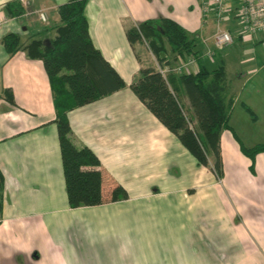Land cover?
I'll return each mask as SVG.
<instances>
[{
	"label": "crops",
	"instance_id": "crops-1",
	"mask_svg": "<svg viewBox=\"0 0 264 264\" xmlns=\"http://www.w3.org/2000/svg\"><path fill=\"white\" fill-rule=\"evenodd\" d=\"M10 1L0 0V264H264V152L251 170L232 132L223 129L218 178L129 88L141 67L158 62L151 63L144 40L130 43L127 27L168 17L196 42L211 40L216 23L212 16L203 21L201 0H87L90 36L126 86L69 111L71 136L98 156L103 197L121 184L128 198L75 208L67 201L42 61L24 49L10 54L2 43L9 32L22 43L48 41L59 22L57 7L68 0H16L24 7L19 18L6 13ZM234 23L222 26L235 35ZM221 50L215 51L224 64ZM200 53L208 67L209 57ZM173 56L175 64L188 57ZM193 66L183 71L195 72Z\"/></svg>",
	"mask_w": 264,
	"mask_h": 264
},
{
	"label": "trees",
	"instance_id": "trees-1",
	"mask_svg": "<svg viewBox=\"0 0 264 264\" xmlns=\"http://www.w3.org/2000/svg\"><path fill=\"white\" fill-rule=\"evenodd\" d=\"M87 0H68L57 7L59 22L55 35L48 41L31 39L22 43L18 33L2 37L6 52L24 49L31 58H39L46 72L55 109L56 124L68 205L71 208L93 206L128 198L127 190L115 184L109 196L102 195V170L96 153L88 146H76L71 136L68 113L126 86L125 81L104 58L94 44L84 14ZM6 13L19 18L24 7L16 0L5 4ZM131 44L144 40L160 65H170L171 55L196 60L195 72H168L163 76L156 67H141L129 88L146 108L174 135L197 160L208 166V154L213 157V170L222 173L220 134L232 132L241 152L250 159V169L256 154L264 152V142L245 146L229 125L230 111L235 102L228 91L224 64L208 68L196 49V37L177 21L168 17L149 18L127 27ZM173 58H176L173 56ZM185 96L188 106L182 97ZM241 108L251 121L255 111L244 101ZM1 179V176H0Z\"/></svg>",
	"mask_w": 264,
	"mask_h": 264
},
{
	"label": "rangeland",
	"instance_id": "rangeland-1",
	"mask_svg": "<svg viewBox=\"0 0 264 264\" xmlns=\"http://www.w3.org/2000/svg\"><path fill=\"white\" fill-rule=\"evenodd\" d=\"M261 35L263 36L257 38L259 39L256 41L257 43L252 44L251 40H249L246 43L242 42L239 44L234 39L233 43L225 46L222 50L219 49L221 53L225 52L227 54L224 66L226 64L228 91H232L235 96V102L230 111L229 125L234 129L245 146H253L256 143L264 142V33H261ZM237 37L239 36L236 34ZM212 43V39L205 42L198 40L196 49L203 52L207 47H212ZM214 50H216L215 46ZM215 53V56L208 58L209 68L216 67L222 63V60H219L223 57L220 56L218 58L216 51ZM148 57L151 63L155 62V58L151 54H148ZM170 60L174 62V66L181 62L179 61L175 64L173 55H171ZM194 66L191 69H194ZM239 72L244 73V75ZM182 100L186 109L188 106L186 97L183 96ZM241 101L247 103L258 115L256 122H252L249 115L241 108ZM207 158L208 164L213 166V157L208 154ZM223 168L222 163V173L219 178L224 175Z\"/></svg>",
	"mask_w": 264,
	"mask_h": 264
},
{
	"label": "built area",
	"instance_id": "built-area-1",
	"mask_svg": "<svg viewBox=\"0 0 264 264\" xmlns=\"http://www.w3.org/2000/svg\"><path fill=\"white\" fill-rule=\"evenodd\" d=\"M24 5L28 1L20 0ZM200 10L202 19L206 22L210 16L216 23L215 31L212 34V44L217 50L233 43L236 34L242 41L252 40L258 34L264 33V0H201ZM41 21L46 20L44 11H37ZM234 20L236 34L222 25ZM203 55L213 57L214 48L207 47ZM196 65V60L188 56L186 60L178 65L168 67L157 63L156 68L165 76L168 72H182L185 68Z\"/></svg>",
	"mask_w": 264,
	"mask_h": 264
}]
</instances>
